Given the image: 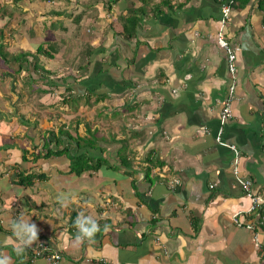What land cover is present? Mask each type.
<instances>
[{"label":"crops","instance_id":"1","mask_svg":"<svg viewBox=\"0 0 264 264\" xmlns=\"http://www.w3.org/2000/svg\"><path fill=\"white\" fill-rule=\"evenodd\" d=\"M230 2H152L127 40L124 18L138 5L132 0H0L3 50L14 45L17 54H35L43 47L46 55L37 57L52 101L41 104L60 109L58 116L34 114L29 130L0 113V252L12 264H25L39 243L65 264H262L255 242L264 245V209L248 211L251 202L234 178L235 155L216 137L229 83L217 44L222 31L238 51L221 140L238 152L237 176L264 195V11L257 0L235 6L221 28L220 10ZM57 38L70 41L71 52L46 46ZM59 121L69 130L78 124L79 137L86 126L96 131L99 148L71 151L109 166L76 175L64 155L36 158L33 142L51 130L48 122ZM30 174L45 177L27 184ZM61 193L70 197L63 204ZM81 213L100 226L82 243L73 226ZM16 216L40 229L19 256L10 229Z\"/></svg>","mask_w":264,"mask_h":264},{"label":"trees","instance_id":"2","mask_svg":"<svg viewBox=\"0 0 264 264\" xmlns=\"http://www.w3.org/2000/svg\"><path fill=\"white\" fill-rule=\"evenodd\" d=\"M224 1V0H223ZM227 1V0H226ZM251 0H231V2L228 4L229 8H233L235 6L242 7L248 4ZM258 1V8L264 11V0H257ZM134 4L138 5L131 10V13L129 16L124 18V25H123V32L124 38L127 40H130L134 38V32L136 28L139 25V22H141V19L143 16L146 15V11L150 6V3L154 2V8L157 7H164L171 5V0H161V1H154V0H132ZM148 7V8H147ZM262 24L264 25V17L262 20ZM4 30H0V39L3 38ZM39 55H46V52L44 51L43 47H39L36 50V53H18V55H10L6 53L3 50V46L0 44V60L2 61V64H4L5 71H11L13 74H20L23 73V75L19 76V79H22L23 86L25 88H28V96L33 94L36 89H34V84L36 83L37 86V95H45L47 94V86H46V79L44 78L42 74V66L39 64V59L37 56ZM45 80V81H44ZM43 82L45 85H41L39 88L38 83ZM52 87H58L57 81H54L50 84ZM44 87V88H43ZM35 95V94H34ZM42 98V96L40 97ZM39 98V99H40ZM31 100V99H30ZM21 101V100H20ZM31 102V101H30ZM25 104V103H24ZM38 104H41L39 102ZM27 105V104H26ZM31 105H33L31 103ZM24 115V116H23ZM21 114L19 121L21 120L22 125L27 130L33 129L36 127V123L34 121V118H29L27 114ZM72 131V134L71 132ZM78 124L74 126L71 130L68 128H65L63 125L59 126L58 132H53V130H49L44 135L41 143L35 145V141L33 142L34 150L37 149L36 158H49L52 156H61L64 155L66 158H68L70 165H69V172L74 173L76 175H80L83 171L86 170H94L96 168L100 169V167L106 166V159L103 158H91L88 157L87 154H73L72 153V146L77 145L78 150L81 148H90V149H97L98 142H97V136L96 131H91L89 126H86V136L79 137L78 134ZM74 135V136H73ZM34 140V139H33ZM68 140V143L65 145L64 141ZM38 146V148H37ZM28 179L26 180L27 184H31L32 178H34V174H30ZM37 175V174H36ZM35 177H38L40 179H43L44 175H37ZM18 180L21 181V178Z\"/></svg>","mask_w":264,"mask_h":264},{"label":"rangeland","instance_id":"3","mask_svg":"<svg viewBox=\"0 0 264 264\" xmlns=\"http://www.w3.org/2000/svg\"><path fill=\"white\" fill-rule=\"evenodd\" d=\"M105 1H109V0H105ZM131 13V10H130ZM3 34H7V31H5ZM68 39V38H67ZM3 41V39H2ZM65 41H59L58 38L56 39V41H52V42H46L45 44L46 46H53L59 54H63L64 50L66 51V53L71 52V48H69L71 43L70 41L68 42L69 46H66L65 44L67 43ZM18 47L19 46H8V48H4V51L6 52V50L10 49L12 52V54L18 55L17 51H18ZM49 50L53 49H47V53H50ZM10 55H12L10 52H6ZM19 53V52H18ZM21 53V52H20ZM50 55V54H48ZM77 65L74 66V68L76 69ZM5 67L4 64H2V61L0 60V113L2 112V117H4V114L6 113L7 116H5V119H10V118H20V114H27L29 118H34V114H36L37 117L42 118V117H46L48 113L57 115H60V109H57L56 106H53L51 108H47L46 105H42L41 106H34V105H39V102H44V101H52L50 98L51 96L49 94H45V95H37V86L36 83L34 84V89L35 92L33 94H31L30 96H28V93H30V91H28V88H25L23 86V82L22 79H19L18 74H13L11 71H5ZM75 72V70H74ZM56 92H58L57 90H54ZM35 94V95H34ZM42 96V98H40ZM45 96V97H43ZM40 98V99H39ZM56 98V97H54ZM31 99V100H30ZM21 100V101H20ZM31 101V102H30ZM25 103V104H23ZM31 103L33 105H31ZM59 103H62L61 100L59 101ZM27 104V105H26ZM24 116V115H23ZM108 119L111 120V117L108 116ZM35 121V120H34ZM21 123V120H20ZM59 123H61L60 121L57 124H52L50 122H48V125H46L47 127H51L50 129L53 130V132H58V128H59ZM8 124H10L8 122ZM22 124V123H21ZM45 126V127H46ZM105 133L107 132L106 128H101ZM71 132V131H70ZM28 134V132H26ZM93 133V131H92ZM72 134V132H71ZM100 134V133H99ZM44 137V136H42ZM105 138V137H104ZM112 138L110 136H107L105 138V140H111ZM106 166H109V164L107 163ZM29 176L31 177V175H27L26 179L29 178ZM37 176L36 174H34V178H38L35 177ZM34 181V179H33Z\"/></svg>","mask_w":264,"mask_h":264},{"label":"built area","instance_id":"4","mask_svg":"<svg viewBox=\"0 0 264 264\" xmlns=\"http://www.w3.org/2000/svg\"><path fill=\"white\" fill-rule=\"evenodd\" d=\"M229 11H230L229 6H223L221 9V12H222V18L220 20L221 28L224 26V24L227 20ZM217 44L222 49H224L225 54H226V70H227V74H228L229 83H228V88H227V96L222 101L220 111H219L220 127H219L218 136L216 137V141L218 142L219 145L224 146V147L232 150V152L234 153V155H235V159L233 161L234 178L236 179L238 184L241 186L244 196L250 200L251 206H250L248 211L250 213H253L257 210L264 209V195L257 194L251 190L252 183L249 179L241 178V177L237 176L235 166L238 163V152H237L235 146L228 145L221 140V133L223 130V126L227 122L228 118L231 117V105H232V101L234 99V90H235V72H236L235 62L237 60L238 48H236V47L232 48L231 46H228V43L223 38L222 31H220L218 33ZM235 215H237V214H235ZM234 222H235L236 226H240V224L238 223V220H236V217H234ZM244 226H245V228L250 229V230H254V231L257 228L253 223H248V224H245ZM255 246L257 249H259L261 251L262 264H264V245L258 244L257 242H255ZM32 258L33 259L43 258L49 264H65L63 262V258H62L61 254H59L57 252H49L47 250V248L44 246V244H39L37 246V248L33 251ZM69 264H72V263H69Z\"/></svg>","mask_w":264,"mask_h":264},{"label":"clouds","instance_id":"5","mask_svg":"<svg viewBox=\"0 0 264 264\" xmlns=\"http://www.w3.org/2000/svg\"><path fill=\"white\" fill-rule=\"evenodd\" d=\"M69 199L70 197L63 193L58 194L57 196V201L62 204ZM72 199H74V197H72ZM73 226L77 229L75 239L77 242L81 243L85 240H92L95 234L100 231L98 222L91 216H85L83 213L77 216ZM10 229L16 241L15 251L18 256L22 255L28 248L32 247L38 241L40 229L35 223L26 219L24 216H16L15 218H12ZM35 249H31L29 252L30 256L27 258L25 264H30V261L33 260L32 255ZM0 264H12L11 257L4 252H0Z\"/></svg>","mask_w":264,"mask_h":264},{"label":"bare ground","instance_id":"6","mask_svg":"<svg viewBox=\"0 0 264 264\" xmlns=\"http://www.w3.org/2000/svg\"><path fill=\"white\" fill-rule=\"evenodd\" d=\"M82 16V15H81Z\"/></svg>","mask_w":264,"mask_h":264}]
</instances>
